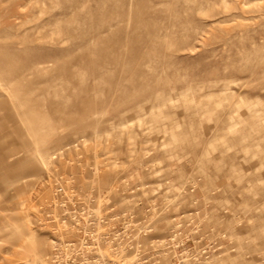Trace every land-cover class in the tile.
<instances>
[{"label":"rangeland","instance_id":"1","mask_svg":"<svg viewBox=\"0 0 264 264\" xmlns=\"http://www.w3.org/2000/svg\"><path fill=\"white\" fill-rule=\"evenodd\" d=\"M0 264H264V0H0Z\"/></svg>","mask_w":264,"mask_h":264},{"label":"bare ground","instance_id":"2","mask_svg":"<svg viewBox=\"0 0 264 264\" xmlns=\"http://www.w3.org/2000/svg\"><path fill=\"white\" fill-rule=\"evenodd\" d=\"M16 145V144H15ZM18 146V145H17ZM14 148V147H13ZM44 262V261H43Z\"/></svg>","mask_w":264,"mask_h":264}]
</instances>
